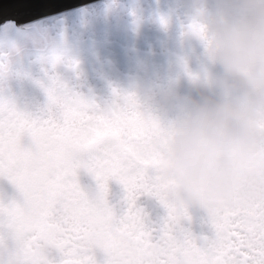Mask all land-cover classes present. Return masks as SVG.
I'll return each mask as SVG.
<instances>
[{
	"label": "snow or ice",
	"instance_id": "1",
	"mask_svg": "<svg viewBox=\"0 0 264 264\" xmlns=\"http://www.w3.org/2000/svg\"><path fill=\"white\" fill-rule=\"evenodd\" d=\"M47 59L53 70L65 62L56 52ZM49 81H37L48 96L44 115L0 97V176L22 194L0 198V264H122L115 256L126 232L151 250L154 264H264V211L218 208L206 214L210 234L184 225L189 208L169 198L151 149L159 120L133 93L113 89L102 106L55 71ZM81 168L97 181L94 193L81 185ZM112 179L125 189L119 213L108 199ZM145 193L166 210L159 222L138 204ZM97 250L107 254L103 261Z\"/></svg>",
	"mask_w": 264,
	"mask_h": 264
},
{
	"label": "clouds",
	"instance_id": "2",
	"mask_svg": "<svg viewBox=\"0 0 264 264\" xmlns=\"http://www.w3.org/2000/svg\"><path fill=\"white\" fill-rule=\"evenodd\" d=\"M89 20L97 12L85 13ZM154 40L138 49L131 73L140 107L160 123L151 141L169 198L203 209L264 211V0H156ZM52 26L27 43L38 52L60 44ZM163 57L153 74L149 59ZM115 259L154 264L132 233Z\"/></svg>",
	"mask_w": 264,
	"mask_h": 264
},
{
	"label": "flooded vegetation",
	"instance_id": "3",
	"mask_svg": "<svg viewBox=\"0 0 264 264\" xmlns=\"http://www.w3.org/2000/svg\"><path fill=\"white\" fill-rule=\"evenodd\" d=\"M90 10L97 12L95 20L84 15ZM156 10V0H99L74 7L66 12L46 18L38 27L35 22L15 26L24 34L13 37L0 34V63L7 65V71L0 69V97L13 99L18 108L33 115H44L47 111L48 96L37 81L50 83L52 71L74 91L96 100L102 106L114 97L113 89L124 93L133 91L131 73L142 63L141 55H133L134 50L143 53L147 42L152 41L158 32V22L148 15ZM79 19L81 21L79 22ZM52 26L62 37L61 43L47 52H38L27 40L36 29ZM84 32L85 34H79ZM53 52L61 54L65 62L53 70L47 59ZM120 57L131 64L128 69L121 68ZM72 61H78L75 68ZM148 69L153 74L164 70L163 57L149 59ZM31 143L27 134L22 141ZM81 185L90 194L94 193L97 181L87 169L78 170ZM125 189L117 181H109L108 199L117 212L124 205ZM22 199V194L6 176H0V198ZM138 202L149 204L151 211H159L160 219L166 210L159 201L145 193ZM154 205H159L156 207ZM192 220L183 221L194 234H210L211 226L206 220L203 209L190 207ZM148 216L151 217L149 214ZM106 253L97 250V259L103 261Z\"/></svg>",
	"mask_w": 264,
	"mask_h": 264
},
{
	"label": "water",
	"instance_id": "4",
	"mask_svg": "<svg viewBox=\"0 0 264 264\" xmlns=\"http://www.w3.org/2000/svg\"><path fill=\"white\" fill-rule=\"evenodd\" d=\"M99 0H0V30L3 24H28Z\"/></svg>",
	"mask_w": 264,
	"mask_h": 264
},
{
	"label": "rangeland",
	"instance_id": "5",
	"mask_svg": "<svg viewBox=\"0 0 264 264\" xmlns=\"http://www.w3.org/2000/svg\"><path fill=\"white\" fill-rule=\"evenodd\" d=\"M80 21H81V19H79V22ZM3 33L4 34H11L13 37L24 34L23 32L18 31V29L14 30V28H11V29L6 30V31L0 30V34L2 35ZM79 34H85V33L84 32H80ZM119 60H120L121 68H125V69L129 70V68L131 67V64L129 63V61H127L126 59H124L122 57H120ZM112 182H116L117 183V180L112 179ZM138 204H140V205H142L144 207V210H145V212L148 213V215L149 214L151 215V217L149 216L150 220L159 222V220H160V212L159 211L152 212L151 211V207H149V204H147V203L145 204L143 202H138ZM154 206L160 207L159 205H154Z\"/></svg>",
	"mask_w": 264,
	"mask_h": 264
},
{
	"label": "bare ground",
	"instance_id": "6",
	"mask_svg": "<svg viewBox=\"0 0 264 264\" xmlns=\"http://www.w3.org/2000/svg\"><path fill=\"white\" fill-rule=\"evenodd\" d=\"M35 23L36 24H29V26L30 25H35V26L38 27L39 25H41L42 21H36ZM11 28H15V26H14V24L12 22H8V23H5V24L2 25L1 30L2 31H6V30H9Z\"/></svg>",
	"mask_w": 264,
	"mask_h": 264
}]
</instances>
